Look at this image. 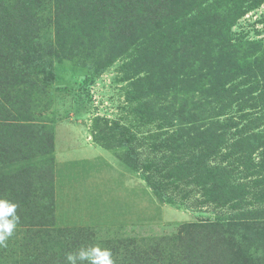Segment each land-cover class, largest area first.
Listing matches in <instances>:
<instances>
[{
    "label": "rangeland",
    "instance_id": "rangeland-1",
    "mask_svg": "<svg viewBox=\"0 0 264 264\" xmlns=\"http://www.w3.org/2000/svg\"><path fill=\"white\" fill-rule=\"evenodd\" d=\"M0 200V264H264V0H0Z\"/></svg>",
    "mask_w": 264,
    "mask_h": 264
},
{
    "label": "clouds",
    "instance_id": "clouds-1",
    "mask_svg": "<svg viewBox=\"0 0 264 264\" xmlns=\"http://www.w3.org/2000/svg\"><path fill=\"white\" fill-rule=\"evenodd\" d=\"M16 207V204L7 200H0V244H3L12 235L18 223L19 217L15 215ZM67 259L70 264H76L77 259L89 260L90 264H113L110 251L102 250L100 247H92L88 250L81 249L78 256L69 254Z\"/></svg>",
    "mask_w": 264,
    "mask_h": 264
},
{
    "label": "trees",
    "instance_id": "trees-1",
    "mask_svg": "<svg viewBox=\"0 0 264 264\" xmlns=\"http://www.w3.org/2000/svg\"><path fill=\"white\" fill-rule=\"evenodd\" d=\"M157 186V188L159 189V190H161L162 189V187H163V184H158V185H156Z\"/></svg>",
    "mask_w": 264,
    "mask_h": 264
}]
</instances>
